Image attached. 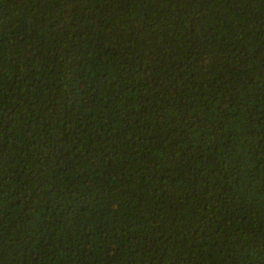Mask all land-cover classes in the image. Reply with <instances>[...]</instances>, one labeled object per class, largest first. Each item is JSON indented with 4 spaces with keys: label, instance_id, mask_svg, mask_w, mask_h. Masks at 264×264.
Returning a JSON list of instances; mask_svg holds the SVG:
<instances>
[{
    "label": "trees",
    "instance_id": "obj_1",
    "mask_svg": "<svg viewBox=\"0 0 264 264\" xmlns=\"http://www.w3.org/2000/svg\"><path fill=\"white\" fill-rule=\"evenodd\" d=\"M0 264H264V0H0Z\"/></svg>",
    "mask_w": 264,
    "mask_h": 264
}]
</instances>
